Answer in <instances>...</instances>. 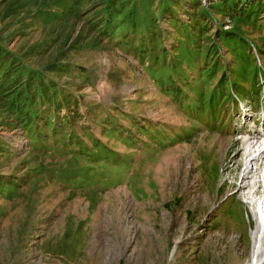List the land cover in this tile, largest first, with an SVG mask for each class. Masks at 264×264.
Instances as JSON below:
<instances>
[{
    "label": "rangeland",
    "instance_id": "1",
    "mask_svg": "<svg viewBox=\"0 0 264 264\" xmlns=\"http://www.w3.org/2000/svg\"><path fill=\"white\" fill-rule=\"evenodd\" d=\"M0 57V264L250 263L264 0H0Z\"/></svg>",
    "mask_w": 264,
    "mask_h": 264
},
{
    "label": "bare ground",
    "instance_id": "2",
    "mask_svg": "<svg viewBox=\"0 0 264 264\" xmlns=\"http://www.w3.org/2000/svg\"><path fill=\"white\" fill-rule=\"evenodd\" d=\"M257 135H252L251 141L247 145L249 150L247 152V158L245 160V177H256V175L264 176V133L260 134L255 131ZM247 139V138H246ZM249 139V138H248ZM247 139V141H248ZM260 141V142H257ZM255 142L256 145H255ZM254 146L259 149L254 151ZM247 150V149H246ZM253 167L255 170L253 171ZM258 173V174H257ZM264 209H260L259 214V225L255 232L253 233L254 237V246L251 256V261L249 264H261L264 260V255L262 254L263 245H264Z\"/></svg>",
    "mask_w": 264,
    "mask_h": 264
},
{
    "label": "trees",
    "instance_id": "3",
    "mask_svg": "<svg viewBox=\"0 0 264 264\" xmlns=\"http://www.w3.org/2000/svg\"><path fill=\"white\" fill-rule=\"evenodd\" d=\"M118 15H120V14H118ZM0 59H2V57H0ZM29 73H30L29 77H32V80H33V83L31 85L35 84V85H33L34 89L31 90L32 93H34L35 90L41 89V87L44 90V92L49 89L47 86H43V82L42 81H41V83L37 82V75L35 77V75H34L35 73L33 71H30ZM14 74H16L15 77H14L16 79L18 74L20 75V74H23V73L22 72H13L11 70H7L6 67L4 66L3 62H0V90H1V92L6 87H8V85L10 84L8 81H9V79H11L14 76ZM23 75H25L24 76L25 78H29V77H27V73L23 74ZM29 82H31V80ZM25 87L21 86V89L22 90H28V88H25ZM21 89L16 90L15 94L13 95L14 96L13 99L17 97V94H20ZM26 96H28V93H26ZM42 96H43V93H42ZM9 104H10V102H9ZM18 104H19V102L16 103V106H15L16 108L13 109L14 112H17V110L21 107Z\"/></svg>",
    "mask_w": 264,
    "mask_h": 264
}]
</instances>
